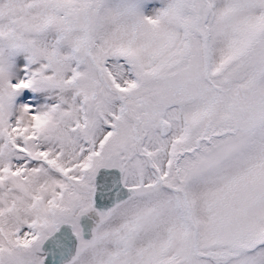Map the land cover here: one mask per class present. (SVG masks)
<instances>
[{
    "label": "snow or ice",
    "instance_id": "snow-or-ice-1",
    "mask_svg": "<svg viewBox=\"0 0 264 264\" xmlns=\"http://www.w3.org/2000/svg\"><path fill=\"white\" fill-rule=\"evenodd\" d=\"M0 264H264V0H0Z\"/></svg>",
    "mask_w": 264,
    "mask_h": 264
}]
</instances>
